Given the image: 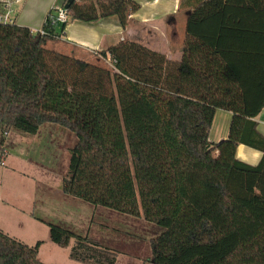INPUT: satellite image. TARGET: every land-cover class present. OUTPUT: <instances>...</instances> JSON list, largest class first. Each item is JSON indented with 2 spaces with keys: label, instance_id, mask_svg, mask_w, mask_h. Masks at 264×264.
<instances>
[{
  "label": "trees",
  "instance_id": "trees-1",
  "mask_svg": "<svg viewBox=\"0 0 264 264\" xmlns=\"http://www.w3.org/2000/svg\"><path fill=\"white\" fill-rule=\"evenodd\" d=\"M227 4L202 0L187 18L184 51L170 60L124 38L100 54L103 66L46 47L56 36L0 22V163L9 134L55 123L77 136L62 191L164 228L154 264H264V30L234 26ZM135 0H73L72 20L116 15L126 29ZM67 23L61 25L64 30ZM217 109L232 112L229 134L211 142ZM239 144L260 150L253 165ZM51 240L83 264H116L98 241L46 222ZM74 242V243H72ZM0 229V264H54Z\"/></svg>",
  "mask_w": 264,
  "mask_h": 264
},
{
  "label": "rangeland",
  "instance_id": "rangeland-1",
  "mask_svg": "<svg viewBox=\"0 0 264 264\" xmlns=\"http://www.w3.org/2000/svg\"><path fill=\"white\" fill-rule=\"evenodd\" d=\"M93 57L88 60L109 66L104 58ZM76 141L74 132L55 123H44L35 134H9L7 157L0 163V229L29 245L42 241L39 257L45 263L83 264L70 259V247L51 240L46 223L51 222L111 249L116 264H154L151 240L164 231L162 226L63 193ZM240 148L260 152L246 145ZM236 156L254 161L240 150Z\"/></svg>",
  "mask_w": 264,
  "mask_h": 264
},
{
  "label": "crops",
  "instance_id": "crops-1",
  "mask_svg": "<svg viewBox=\"0 0 264 264\" xmlns=\"http://www.w3.org/2000/svg\"><path fill=\"white\" fill-rule=\"evenodd\" d=\"M67 1L23 0L18 9L16 22L33 31H41L50 12L57 6L65 5ZM135 1L140 4V8L130 15L133 21L126 29L116 15L88 22L70 19L63 31L61 25L52 27L56 36L47 39L46 47L79 58L88 59V56H96L93 58L99 60L102 56L98 53L124 38H129L164 53L170 60H180L184 51L188 15L202 0ZM224 14L236 27L264 30V9L227 4L224 6ZM104 60L108 61L106 58ZM231 119L232 112L217 109L209 133L211 142H219L228 136ZM255 119L258 131L264 135V108ZM243 145H238L236 155L240 150L242 154H248L254 159L248 162L258 163L263 153L260 150L256 153L240 148Z\"/></svg>",
  "mask_w": 264,
  "mask_h": 264
},
{
  "label": "built area",
  "instance_id": "built-area-1",
  "mask_svg": "<svg viewBox=\"0 0 264 264\" xmlns=\"http://www.w3.org/2000/svg\"><path fill=\"white\" fill-rule=\"evenodd\" d=\"M22 1L23 0H0V22L15 23L18 9ZM69 20L70 16L68 14V8H66L63 4L61 6H57L55 10L50 12L45 25L49 24L54 27L56 25L68 23ZM40 32L42 34H46L44 28Z\"/></svg>",
  "mask_w": 264,
  "mask_h": 264
},
{
  "label": "water",
  "instance_id": "water-1",
  "mask_svg": "<svg viewBox=\"0 0 264 264\" xmlns=\"http://www.w3.org/2000/svg\"><path fill=\"white\" fill-rule=\"evenodd\" d=\"M72 1H73V0H68V1L66 2V4H65V7L68 8L69 5H70V3H71Z\"/></svg>",
  "mask_w": 264,
  "mask_h": 264
}]
</instances>
